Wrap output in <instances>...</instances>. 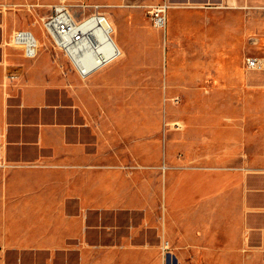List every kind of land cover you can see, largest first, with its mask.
I'll use <instances>...</instances> for the list:
<instances>
[{"label": "crops", "instance_id": "0c3cea01", "mask_svg": "<svg viewBox=\"0 0 264 264\" xmlns=\"http://www.w3.org/2000/svg\"><path fill=\"white\" fill-rule=\"evenodd\" d=\"M3 2L0 264H264V6L114 0L105 16L120 57L82 81L42 27L19 26ZM162 4L160 30L147 9ZM17 31L34 36V59L9 44ZM215 94L217 125L206 103L164 127L171 106L124 105Z\"/></svg>", "mask_w": 264, "mask_h": 264}, {"label": "built area", "instance_id": "2783aa9c", "mask_svg": "<svg viewBox=\"0 0 264 264\" xmlns=\"http://www.w3.org/2000/svg\"><path fill=\"white\" fill-rule=\"evenodd\" d=\"M90 16L80 18L71 13L66 0H59L52 6V12L41 22L42 30L49 40L51 48L59 53L70 65L72 71L82 80H87L93 73L102 67L112 63L120 57V51L112 40V30L96 23L85 27V22L93 18H99V7L93 6ZM166 4L149 7L147 14L156 29H164L166 25ZM16 42L24 57L34 59L37 55V42L30 32L17 31L10 37L9 44ZM12 46V45H11ZM246 67L249 70L261 71L262 63L256 58L246 59ZM91 64L90 67L87 65ZM0 166L3 162L0 160ZM168 243L164 242L162 251H166Z\"/></svg>", "mask_w": 264, "mask_h": 264}, {"label": "rangeland", "instance_id": "374dc122", "mask_svg": "<svg viewBox=\"0 0 264 264\" xmlns=\"http://www.w3.org/2000/svg\"><path fill=\"white\" fill-rule=\"evenodd\" d=\"M3 2L4 5H6V11H9L12 13V15H16V18L14 17V20L19 24V26L28 28V29H34V28H39L41 27V22L44 18L49 16L52 12V7H43L41 5L46 4L49 2L51 5H55L58 0H4ZM114 0H66L67 4L70 6L71 13L73 15L78 16L80 18H83L85 16H90L94 11H93V6H98L99 7V13L101 14H106V7L105 4L112 3ZM255 1L258 5L264 6V0H253ZM37 4L40 5V7H32L36 6ZM13 20V19H12ZM263 20L259 18V32H258V49H257V57L258 58H264V42L261 41V39H264V24ZM39 36H43L41 32L38 34ZM113 38V35H112ZM249 38V34L247 33V41ZM48 43L49 40L47 41ZM13 46V45H12ZM51 48V45H50ZM52 49V48H51ZM53 51V50H52ZM55 53V51H53ZM59 54V53H56ZM60 56V54H59ZM249 57V54L247 53L246 55ZM67 65V68L70 70V65L65 62ZM124 68H133L132 66L129 65V60L128 61H123L122 64H117L114 66V68H111L108 74L114 75L116 74L120 69ZM74 73V72H73ZM85 81V80H84ZM180 85V83H178ZM250 80L249 76L244 80L242 83V87L247 88V85L249 86ZM182 86V85H180ZM195 88L199 90H206V91H213L214 93H217V83L216 82H202L199 83L198 86H195ZM87 98L85 97V100ZM217 96H212L210 98H205L203 99L202 97H195L193 99L191 98H186V97H166V98H161V99H155V98H145V100L142 99H137L135 97H130L127 98L126 102L124 103L125 100L122 102L126 106H134L138 104H145V105H167L171 106L173 111H170L166 114H163V127H164V122L165 123H172V122H181L184 126V123L187 120V112H186V107L188 105H202V104H208L206 106H210L211 110H213V113L211 114L212 118L209 120V123H213L214 125H217L221 122V117L217 113ZM161 101V103H160ZM233 101H231V104ZM113 107L114 106H119L117 100H112L110 103ZM175 127L179 128L181 125L179 123L173 124ZM174 126H167L168 128H172ZM179 126V127H178ZM182 126V127H183ZM184 129V127H183Z\"/></svg>", "mask_w": 264, "mask_h": 264}, {"label": "bare ground", "instance_id": "6f19581e", "mask_svg": "<svg viewBox=\"0 0 264 264\" xmlns=\"http://www.w3.org/2000/svg\"><path fill=\"white\" fill-rule=\"evenodd\" d=\"M97 24V25H101L102 27H106V26H109L110 28H111V30L113 29L112 28V26H111V23H110V21L107 19V17L104 15V14H101L100 16H99V18H93V19H91V20H89V22H85V27H89V26H92L93 24ZM31 35H32V33H30ZM32 37L34 38V36L32 35ZM11 45H13V46H16V42H14V41H12L11 43H10ZM117 47V46H116ZM88 67H90L91 66V64H88L87 65Z\"/></svg>", "mask_w": 264, "mask_h": 264}]
</instances>
